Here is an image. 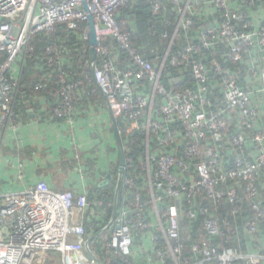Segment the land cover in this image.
<instances>
[{
    "label": "built area",
    "instance_id": "built-area-1",
    "mask_svg": "<svg viewBox=\"0 0 264 264\" xmlns=\"http://www.w3.org/2000/svg\"><path fill=\"white\" fill-rule=\"evenodd\" d=\"M86 1L89 12L83 0H0V128L15 125L13 103L22 89V71L33 50V36L52 33L60 23L79 31L87 22L80 37L89 41L88 16L92 14L98 34L97 61L87 81L97 85L113 116L129 123L127 127L118 124L120 134L142 132L149 195L144 202L142 194L134 191L131 204H125L127 186L136 187L127 157L121 203H114L117 211L99 234L110 228L108 246L130 264H137L130 257L139 231L151 233L156 241L145 250L152 252L149 262L264 264V199L259 187V183L264 186V129L255 130L264 119L258 106V93H264L263 0H248L247 9L233 8L230 0H209L206 12L217 8L222 20L200 27L197 40L176 50L173 46L181 37V27L187 30L202 21L196 17L193 0H173L178 6L176 25L171 34H161L169 42L155 66L132 47L130 34L122 27L125 23L115 18L118 7L131 0ZM163 9L162 2L153 0L156 13ZM107 40L126 53L127 65L119 66L118 55ZM222 45L227 46L229 59L246 61L252 89L240 86L219 61H214L216 72L211 76L206 64L194 58L202 49ZM46 53L47 64L57 68L61 97L54 115L72 121L75 90L81 83L67 78L64 57L55 45L48 46ZM85 65L91 67L90 59ZM183 65L192 68L195 86L178 89L173 80L169 88L163 85L166 70ZM212 78L219 80L223 92L216 107L208 97ZM132 82L147 84L148 90ZM44 85L40 82L35 88L43 90ZM233 111L245 121L236 122L232 129ZM250 128L255 144L246 151L245 129ZM230 146L234 147L232 157H228ZM91 205L86 193L57 191L44 180L21 191L0 190V264H37L38 258L47 260L52 251L63 254V264H99L84 225ZM148 206L154 222L146 213ZM184 213L191 220L204 218L205 233L191 245L194 262L184 255ZM243 236L249 241L245 248L230 246L229 242L239 243Z\"/></svg>",
    "mask_w": 264,
    "mask_h": 264
},
{
    "label": "trees",
    "instance_id": "trees-1",
    "mask_svg": "<svg viewBox=\"0 0 264 264\" xmlns=\"http://www.w3.org/2000/svg\"><path fill=\"white\" fill-rule=\"evenodd\" d=\"M164 4V9L156 13L153 10V0H131L118 7L115 14L117 22L121 25L125 23V31L129 32V38L132 47L139 52L144 58L151 61L154 66L158 64V57H162L165 49L167 48L169 39L161 36L165 31L170 34L173 32L177 21V8L178 6L173 0H158ZM199 1V3H197ZM209 0H193L194 8L198 10L196 17L202 21V24L185 30L183 27L180 29V39L175 40L173 50L183 47L187 42H194L197 40L200 27L212 25L215 19L222 20V13L214 8V12H206L205 8L208 6ZM248 0H230L233 8L247 9ZM264 3V0H263ZM209 13V14H208ZM88 25L84 22L80 26L79 31H73L68 28L66 23H60L56 26L52 33H39L33 36V50L27 55L26 62L22 71V89L18 90L16 99L13 103L15 119L13 123L16 124L22 118L27 117L26 104L24 99L26 96L31 97L34 94H40L44 97L49 105H51V113L54 114L61 97L60 90L57 86L58 76L57 68L51 67L47 64L46 49L48 46L55 45L62 53L65 65L63 66L66 71V76L71 81H77L81 84L75 90L76 99L74 100V114L77 115L79 108L83 104L89 107L90 102L99 103V105H106L105 100L97 85L94 82H88L87 77H91L92 71L90 67H86L85 62L90 57V41L84 40L80 37L84 28ZM106 44H112L119 60L117 61L120 67L127 65L126 53L121 50L118 45L107 40ZM87 49V54L84 50ZM228 51L227 46L222 45L216 49H202L200 54L195 53V59H199L206 64L209 74L211 76L216 72L214 70V61H219L228 75L235 78L240 86L245 89H252L248 81L250 70L246 61L234 62L226 56ZM99 64V62H98ZM175 83L178 89L193 88L195 86L194 73L191 67L177 66L176 68L167 69L166 73L162 76V83L166 87H170ZM44 83L43 90H37L35 86L38 83ZM219 80L212 78L210 82V91L208 97L211 105L216 107L223 99V92ZM132 85L137 88H145L148 90L147 84L141 82H132ZM252 91V90H247ZM259 108L264 113V93H258ZM232 112L230 127L235 128L236 122L241 124L245 119L240 114H233ZM119 125H129L123 117L117 118ZM264 129V119L259 120V125L255 126V130ZM242 131V130H240ZM122 139L126 147L127 157L129 159V176L136 180V187L126 188V202L128 206L132 202L133 192L139 191L142 194L143 201L149 200L148 188L146 186V171L144 170L146 159L143 146V134L138 130L132 132L123 131L121 133ZM247 143L246 151L254 146L253 133L247 130ZM228 149V148H227ZM233 146L228 149V157H232ZM233 164H230L232 166ZM119 176V165L113 168L112 178L104 185L98 183L91 191H89L88 199L92 202L89 210L85 214L84 225L87 238L93 236L101 231L111 221L114 213V200L117 192V181ZM105 180V179H104ZM264 182V181H263ZM261 188V198L264 199V188L259 183ZM103 203V206L99 205ZM121 203V199L119 200ZM111 203L110 206L108 204ZM227 205V204H226ZM225 207V206H224ZM146 213L150 221H155L154 214L150 206L147 207ZM185 217L181 219L182 228V242L184 244V255L186 258L193 257L191 252V245L195 240H198L205 233L204 218L200 216L198 219L191 220L184 213ZM264 233V221L261 223ZM190 228H189V227ZM154 230V228H153ZM111 239L110 228L106 229L101 235L95 237L91 244V250L97 259L103 264H130V260L121 257L115 253L114 249L108 246ZM248 240L245 236L239 243L229 242L230 246L237 247L241 245L246 247ZM154 242L151 233L139 231L135 235L133 245V253L130 257L137 264H149V259L152 258V252H147ZM249 242V241H248ZM256 242V241H253ZM161 243V241H159ZM228 244V243H227ZM254 247V244L252 243ZM264 246V245H263ZM146 252V253H145Z\"/></svg>",
    "mask_w": 264,
    "mask_h": 264
},
{
    "label": "crops",
    "instance_id": "crops-1",
    "mask_svg": "<svg viewBox=\"0 0 264 264\" xmlns=\"http://www.w3.org/2000/svg\"><path fill=\"white\" fill-rule=\"evenodd\" d=\"M24 101L27 117L0 128V190L21 191L44 180L54 190L88 196L119 165L107 105L83 104L70 121L55 117L40 94Z\"/></svg>",
    "mask_w": 264,
    "mask_h": 264
},
{
    "label": "water",
    "instance_id": "water-1",
    "mask_svg": "<svg viewBox=\"0 0 264 264\" xmlns=\"http://www.w3.org/2000/svg\"><path fill=\"white\" fill-rule=\"evenodd\" d=\"M83 6L88 12L90 11L89 4L86 0H83ZM88 20H89V25H90V44H91V46H90V63H91V69L93 70V68L96 65V60H97V53H96L95 47L98 44V34H97L96 23L94 21L92 14H89ZM111 118H112V124H113L114 133H115V137H116L117 148H118V152H119V177H118L117 193H116L117 194L116 197H117V201H118L119 191H120L121 187H124L123 177H124V174L126 173V169H127V155H126V150L124 147V142H123L122 136H121L119 128H118L116 117H114L112 113H111ZM111 178H112V172L109 171V173L107 174V176L105 177V180L101 183V185H104L107 182H109ZM116 211L117 210L115 209V212ZM98 234L99 233L91 236L88 239V241L91 242L95 237L98 236ZM93 256L99 264H103L97 259V257L95 255H93Z\"/></svg>",
    "mask_w": 264,
    "mask_h": 264
},
{
    "label": "rangeland",
    "instance_id": "rangeland-1",
    "mask_svg": "<svg viewBox=\"0 0 264 264\" xmlns=\"http://www.w3.org/2000/svg\"><path fill=\"white\" fill-rule=\"evenodd\" d=\"M12 21H16V19H13ZM245 130H251V128ZM63 259H64L63 254L52 251L48 253L47 260L46 258H43L42 260L38 258L36 262L37 264H63Z\"/></svg>",
    "mask_w": 264,
    "mask_h": 264
},
{
    "label": "clouds",
    "instance_id": "clouds-1",
    "mask_svg": "<svg viewBox=\"0 0 264 264\" xmlns=\"http://www.w3.org/2000/svg\"><path fill=\"white\" fill-rule=\"evenodd\" d=\"M90 41V40H89ZM87 52H88V50H87ZM89 52H90V50H89ZM90 57V56H89ZM90 59V58H89ZM97 61V60H96ZM91 68V67H90ZM117 120V119H116ZM117 124H118V121H117ZM125 147V146H124ZM119 177V176H118ZM117 184H118V181H117ZM263 188H264V186H262ZM260 192H261V190H260ZM117 193V192H116ZM123 193H124V187H121V189H120V191H119V198H118V201H117V197L115 196V200H114V202L116 203V204H120V202H119V200L122 198V196H123ZM117 195V194H116ZM114 211H115V209H114ZM114 214V213H113ZM100 232V231H99ZM99 232H97V233H99ZM96 233V234H97ZM95 235V234H94ZM98 235H100V234H98ZM90 238V237H89ZM89 238H87V239H89ZM93 241V240H92ZM92 241L90 242L91 244H92ZM91 249V248H90ZM95 255V254H94Z\"/></svg>",
    "mask_w": 264,
    "mask_h": 264
}]
</instances>
